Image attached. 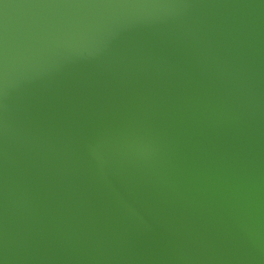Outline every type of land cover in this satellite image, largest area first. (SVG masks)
I'll list each match as a JSON object with an SVG mask.
<instances>
[{"label":"water","instance_id":"95a60500","mask_svg":"<svg viewBox=\"0 0 264 264\" xmlns=\"http://www.w3.org/2000/svg\"><path fill=\"white\" fill-rule=\"evenodd\" d=\"M0 264H264V0H0Z\"/></svg>","mask_w":264,"mask_h":264}]
</instances>
